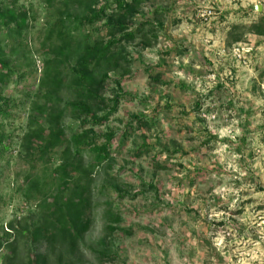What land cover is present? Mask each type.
Listing matches in <instances>:
<instances>
[{
  "label": "rangeland",
  "instance_id": "rangeland-1",
  "mask_svg": "<svg viewBox=\"0 0 264 264\" xmlns=\"http://www.w3.org/2000/svg\"><path fill=\"white\" fill-rule=\"evenodd\" d=\"M40 3L18 0L36 11L37 23L27 31L32 54L18 56L14 69L24 78L12 77L2 93L17 105L0 121V132L12 136L11 151L0 160V238L9 223L38 214L39 199L25 200L30 166L19 157L16 142L28 120L26 95L36 91L42 65ZM156 7L165 10L157 45L142 52L128 48L131 75L121 82L125 98L110 121L95 128L114 132L113 161L105 169L110 179L104 171L96 178L95 219L82 260L264 264V36L249 31L264 19V0H151L142 9L145 18ZM237 36L240 41L233 42ZM234 49L243 50L247 64L233 58ZM150 75L161 83L151 82ZM131 115L150 125L133 126L122 142ZM142 144L147 146L141 149ZM111 214L120 222L108 235L104 228ZM6 253L7 248L0 250V264Z\"/></svg>",
  "mask_w": 264,
  "mask_h": 264
},
{
  "label": "trees",
  "instance_id": "trees-1",
  "mask_svg": "<svg viewBox=\"0 0 264 264\" xmlns=\"http://www.w3.org/2000/svg\"><path fill=\"white\" fill-rule=\"evenodd\" d=\"M40 2L44 28L37 55L42 65L37 89L23 103L28 105V120L16 142L19 157L30 166L24 178L28 186L25 200L39 199L38 214L9 223L0 238V250L7 248L3 264H84L82 246L95 219L96 178L100 171L109 178L105 169L113 161L115 139L111 130L97 133L95 128L105 126L125 98L121 82L131 75L128 48L142 52L157 45L165 10L150 8L147 19L142 9L150 7L151 0ZM36 23L32 4L26 7L18 0H0V121L9 118L17 105L2 93L17 75L14 67L18 63L14 62L18 56L26 57L27 51L31 57L27 31ZM249 31L263 37L264 19ZM237 37L232 41L239 42L241 36ZM24 75L17 76L22 80ZM149 77L154 84L161 83L159 76ZM130 121L122 142L134 127L143 130L150 125L148 119L136 115ZM11 137L0 132V160L11 151ZM146 146L142 144L141 149ZM133 155L139 157L141 150ZM38 165L40 170L35 172ZM97 191L102 194L106 188ZM107 219L104 230L111 235L116 231L113 224L120 219L112 214ZM37 246L44 247L42 253L34 251Z\"/></svg>",
  "mask_w": 264,
  "mask_h": 264
},
{
  "label": "built area",
  "instance_id": "built-area-1",
  "mask_svg": "<svg viewBox=\"0 0 264 264\" xmlns=\"http://www.w3.org/2000/svg\"><path fill=\"white\" fill-rule=\"evenodd\" d=\"M230 2L236 1V0H228ZM250 1V0H248ZM259 1V0H258ZM256 2V0H254V3ZM210 13V11H208ZM203 16V15H202ZM233 58L239 62H241L242 64H247L248 62L245 60V56H244V52L242 49H234L233 50Z\"/></svg>",
  "mask_w": 264,
  "mask_h": 264
},
{
  "label": "water",
  "instance_id": "water-1",
  "mask_svg": "<svg viewBox=\"0 0 264 264\" xmlns=\"http://www.w3.org/2000/svg\"><path fill=\"white\" fill-rule=\"evenodd\" d=\"M256 9V8H255Z\"/></svg>",
  "mask_w": 264,
  "mask_h": 264
}]
</instances>
